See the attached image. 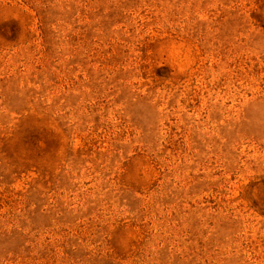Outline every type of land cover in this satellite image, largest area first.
I'll return each instance as SVG.
<instances>
[{"label": "rangeland", "instance_id": "obj_1", "mask_svg": "<svg viewBox=\"0 0 264 264\" xmlns=\"http://www.w3.org/2000/svg\"><path fill=\"white\" fill-rule=\"evenodd\" d=\"M0 264H264V0H0Z\"/></svg>", "mask_w": 264, "mask_h": 264}]
</instances>
